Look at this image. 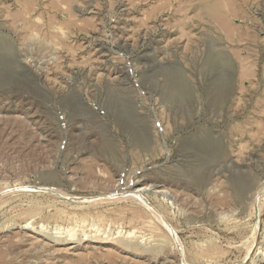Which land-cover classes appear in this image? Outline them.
Returning a JSON list of instances; mask_svg holds the SVG:
<instances>
[{"label":"rangeland","instance_id":"1","mask_svg":"<svg viewBox=\"0 0 264 264\" xmlns=\"http://www.w3.org/2000/svg\"><path fill=\"white\" fill-rule=\"evenodd\" d=\"M0 264H264V0H0Z\"/></svg>","mask_w":264,"mask_h":264}]
</instances>
